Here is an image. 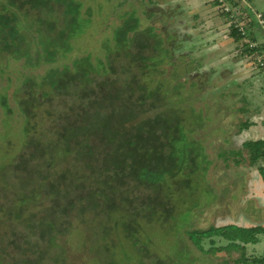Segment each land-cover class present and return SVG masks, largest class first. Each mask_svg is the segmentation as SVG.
<instances>
[{
    "label": "trees",
    "instance_id": "1",
    "mask_svg": "<svg viewBox=\"0 0 264 264\" xmlns=\"http://www.w3.org/2000/svg\"><path fill=\"white\" fill-rule=\"evenodd\" d=\"M252 1L225 0V5L230 8L231 15L241 22V28L246 32L245 37L249 42L255 43L253 32L257 31L259 25L258 21L254 20L255 24L250 22V14L253 16V13L246 6ZM212 2L211 6L216 8V18L223 22L229 20L230 16L221 10V5L217 1ZM80 6L76 0H6L0 3L2 25L0 27L6 29L8 25H13V28L19 25L10 36V43L6 45L3 43L1 49L9 48L13 57L10 56L22 62L25 69L24 74H21L23 82L15 86V95L10 93L8 97L3 95L1 98L4 117L2 122L16 120L23 138H20L15 153L9 156L8 152L12 149L11 141L8 140L14 131L6 126L1 132L5 134L3 136L5 140L0 149V159H2L1 155L4 158V155L8 154V160H5L4 164H7V168L17 178L15 181L22 184L21 187L30 192L34 191L31 188V185H34L35 192L41 198L52 194L54 206L65 200L64 209L58 211L65 217V230L73 227L71 218L75 209L74 201L84 204L89 202L86 207L91 208L94 213L103 210L107 220L99 224L97 234L104 241L102 245H95L91 249L89 254L94 258L87 263L111 264L115 262V250L124 245L120 239L116 240L118 236L127 238L132 248H139L141 242L136 241L135 238L143 231L141 225L145 226L146 223L159 220L162 215L169 213L167 204L159 201L162 186L169 194L173 186L179 192L182 188L185 190L193 181L188 177V167H184L187 166L186 164L176 165V151L173 145L189 119L187 116L183 118V110L178 106L160 110L161 107L151 108L145 104L144 100L154 90L160 93V88L153 85L157 83L143 81L144 78L147 81L151 80L149 75L147 77V73L152 60L150 55L142 54V50L147 52L148 48L145 37L142 38V45L139 46L138 42L141 41L135 40L137 36L135 31L133 33L121 31L115 36L114 49L108 45L94 49L99 56H95L93 51L87 52V48L75 47V44L80 43L78 39L83 41L91 38L95 33L91 20L83 19L80 15ZM262 17L264 18V15ZM247 21L250 24L247 25ZM135 23L138 24L137 21ZM226 28L228 35L240 49L238 57L253 56L264 48L263 45L250 50L234 25L227 24ZM29 30L39 35L37 50L34 49L36 46L30 49L25 43L24 39ZM134 43L135 46H132ZM127 45L137 51L135 53L128 51L131 55L130 59H119L118 57H123L124 54H118L120 53L118 51H122ZM156 45L158 46V41ZM155 51H158V47ZM172 51L173 47L159 56L168 54L165 59L170 64L168 57L172 58ZM112 53H116L117 56ZM35 54L36 56L33 57ZM118 59L126 60L129 66L133 63L138 72L131 74L128 68L116 70L113 64ZM9 81L11 89L14 88L12 86L15 83ZM146 84L153 86L149 88ZM35 87L40 91L35 90ZM19 92L21 94H18ZM164 94L167 96L164 100L165 104L172 99L167 95L168 93ZM8 99L14 102V108H11ZM194 112L198 114V110H192L195 117ZM15 114L17 117H12ZM99 119L109 132L112 130V137L108 143H101L99 138L97 140V135L91 132L90 136H87L86 131L91 123ZM44 126L48 127L45 129ZM73 132L80 133L71 136ZM143 146L147 150H144ZM87 147L93 149L95 157L89 162L79 164L75 159L76 152L81 151L82 148L86 150ZM154 147L162 150L160 153L168 157L172 165L160 166L159 155L151 154ZM243 150H246L250 156L248 160L250 166H254L260 159L264 161V142L248 143ZM199 152V150L186 152L185 163L190 160L191 153L195 154V162L196 157L201 155ZM241 154V151L231 152L223 161L226 162L233 156L238 158ZM220 156L222 154L215 150L212 156V159H216L213 161V168L221 159ZM151 161L156 168L152 166ZM235 163L237 166L240 165L238 160ZM210 171L209 169L208 172ZM258 172L264 177V167H259ZM53 177L57 178L53 179ZM128 180L153 190L155 197L152 200L131 197L130 194L122 191V188H127ZM180 184H183V187L180 188ZM93 186L96 188L94 189ZM118 197H121V200L118 201ZM166 198L168 202L171 199L169 196ZM80 209L78 207V210ZM121 213H123L122 217ZM120 222L122 230L116 232ZM50 223L48 229H53L55 236L63 233L61 229H56L54 223ZM187 228L189 227H184L181 234L185 232L191 245L188 246L186 238L183 240L186 249L180 254V258L172 257L166 261L159 259L154 264L189 262L187 258L191 256V246L203 255L215 252L216 249L218 251L242 249L247 253L241 255L239 263L264 264V225L249 229L236 226L211 227L205 231H190ZM62 229L64 230L63 227ZM115 233L118 235L113 238L112 235ZM204 242L209 245L208 250L204 249ZM222 243L224 246L216 248V245ZM142 248L144 251L141 252H145L149 251L151 246L146 244ZM100 257H103V261L99 259Z\"/></svg>",
    "mask_w": 264,
    "mask_h": 264
},
{
    "label": "rangeland",
    "instance_id": "2",
    "mask_svg": "<svg viewBox=\"0 0 264 264\" xmlns=\"http://www.w3.org/2000/svg\"><path fill=\"white\" fill-rule=\"evenodd\" d=\"M76 1L81 5L80 15L83 19L91 20V26L93 25L95 33L91 38L83 41L78 39L80 43L75 44V47L78 49L87 48V52L93 51L95 56H99V53L94 49L103 45H108L114 49L115 36L121 31L130 33L135 31L137 33L135 40L137 42L141 41L138 42L139 46L142 45V38L145 37L148 48L147 52L142 50V54L150 55L152 60L148 66L149 74L147 73V77L149 75L151 80L147 81L144 78L143 81L152 82V84L157 83L158 85H153L161 89H159L160 93H156V90H154L146 97L145 104L151 108L152 106L158 109L161 107L160 110L169 109L174 105L178 106L183 110V118L185 119L187 116L189 119L186 122V127L181 129L180 136L177 141H174L173 145L176 151V165L186 164L187 166L184 167H188V172L186 171L188 177H191L193 181L185 190L182 188L179 192L173 186L169 194L168 190L162 186L163 190L159 201L160 203H166V208L170 211L167 215L158 218L159 220L146 223L145 226L141 225L143 231L135 238L136 241L141 242V246H139L141 249L132 248L128 242L129 240L121 235L116 238L117 233L112 235L116 240L120 239L122 245L123 243L124 245L115 250V262L111 264H154L159 259L166 261V259H172V257L180 258V254L186 249L185 244L182 243L186 238L185 232L181 234L184 227H189L187 229H190V231H205L211 227L236 226L249 229L263 226L264 177L259 174L258 168L264 167V161L260 159L254 166H250L248 162L250 156L246 150H243V145L254 143V140L251 139L254 138V134L251 133V130L241 135L238 132H242L240 129L246 125L247 119H243V117H246L244 114L256 108H260V110L262 108L261 105L264 103V78L256 84L257 89L251 88L246 92L247 103H242L240 102L239 90L231 86L227 87V81L219 80L218 76L211 71L214 69L210 65L213 54L210 53V47L207 50V46L205 47L203 43L208 40L203 35L205 29L200 28L199 25L191 28L192 25L194 26L190 18L192 14H194L193 20L195 22L197 20L201 21L199 19L201 16L199 17L197 12L201 10L199 8L200 3H197L199 1L194 2L195 5H198L194 9L187 5L184 7L183 11L186 12L183 17L185 16V20L190 18V23L184 21L179 26L174 24L177 18L173 19L181 12L176 10V7L179 3L189 2L190 0ZM212 1L215 0H210V2ZM253 1L256 5L254 11H264V0ZM1 2H6V0H0ZM258 13H253L255 21H258L256 18ZM260 21L264 24L262 19ZM237 23L240 27L241 22ZM60 24L62 25V23ZM248 24L250 22L247 21ZM263 24L257 28L258 33L253 32L254 36L260 37V39L256 38L255 43L251 42L257 47L264 45ZM0 26L2 25L0 24ZM12 26L8 25L6 29L0 27V149L5 140L3 138L5 134L1 132L5 130L6 126H9L14 131L8 140L11 141L12 149L8 152L9 156L15 153L18 142L23 136L16 120L10 119L8 122H2L4 117L1 110V98L3 95L8 97L10 93L14 94L15 86L23 82L21 74L25 72L22 62L12 58L13 55L10 54L11 50L9 48L1 49V45L10 43V36L17 30L19 25H16L15 29ZM204 27L206 29L209 27L207 22L204 23ZM59 29L57 28V30ZM87 30L89 32V27ZM240 32L243 35L242 41L248 44L249 41L245 37L246 32ZM38 36V33L33 30H29L25 36V43L30 49L35 46V50L39 49ZM226 36L220 34V42L226 43V41H229ZM51 37L52 35H50ZM132 38L133 36L130 40ZM157 41L158 46L156 45ZM220 42L217 43L220 44ZM129 46H124L122 51H118L120 52L118 54H124L125 56L118 57L119 59H130L131 55L128 51H133V53L137 51V49H131ZM132 46H135V43ZM155 46L158 47L157 52L155 51L156 48L154 49ZM172 47L173 56L172 58L168 57L170 62L168 64L165 59L168 54L165 56H159V54L167 53ZM237 48L236 45H230V50L233 52ZM241 53L243 52L241 51ZM112 54L117 56L116 53ZM222 54L226 56L223 51ZM259 54L264 55V48L253 56L241 58L238 57V53H235L232 57H228L250 62L251 60L255 61ZM35 56L36 54L33 57ZM119 59L113 64L117 68L116 70L128 68L131 74L138 72L133 63L129 66V62L126 60L120 61ZM251 62L247 64L254 67ZM256 68V72L260 75L264 73V68ZM97 78L101 79L102 77ZM241 78V74L237 75L235 77L236 82H233V84L238 83ZM9 80L15 83L12 89ZM153 85L146 84L149 88ZM35 90L40 91L37 87H35ZM164 93H168L167 95L172 99H169L165 104L164 100L167 96ZM18 94H21V92ZM160 101L163 102L160 103ZM8 103L11 108H14V102L8 99ZM173 109L175 110L176 107ZM192 110H198V114L194 112L195 117ZM12 117L17 116L15 114ZM103 125L105 124L101 119L92 122L86 131L87 136L89 137L91 132L95 136L97 135V140L100 139L101 143H108L112 137V130L109 132L106 126ZM47 127L44 126L45 129ZM78 133L80 132H73L71 136ZM194 136H197V138H194ZM143 147L144 150H147L145 146ZM197 150L200 151L201 155L196 157V161L194 162L195 154L191 153L190 160L185 163L186 157L184 154ZM215 150H218L222 156L213 168V161L216 159H212V156L215 154ZM238 151L242 152L240 157L233 156L229 157L226 162L223 161L231 152ZM160 152L162 150L155 147L151 150V154L154 156L159 155L160 166L172 165L169 158L164 157ZM8 154L7 156L4 155V158L1 155L2 159H0V264H88L87 262L92 261L94 257L89 252L92 251L91 249L95 245H102L104 241L97 234L99 224L107 220L106 214H103L104 211L98 210L94 213L91 208L86 207L89 202L84 204L80 201H74L75 209L72 212L73 218H71L73 227L65 230V217L58 213V211L64 209L65 200L54 206L52 194L49 197L41 198L35 192L34 185H31L34 191L30 192L21 187L22 184L15 181L17 178L12 175L13 173L7 168V164H4V161L8 160ZM94 157L93 149L87 147L86 150L84 148L79 152L77 150L75 159L79 164H83L82 162H89ZM236 160L239 161V166L235 163ZM151 164L156 168L153 161H151ZM209 169L210 172H208ZM55 178L57 177H53V179ZM182 185L180 184L179 187H183ZM175 187L177 186L175 185ZM93 188L95 189L96 186H93ZM122 191L130 194L131 197L148 198L150 200L155 197L153 190L145 185L139 186L129 180L127 188H122ZM168 196L171 197L169 202L166 198ZM117 200H121V197H118ZM103 202L101 204L104 206ZM151 205L154 204L151 203ZM78 207L81 209L78 210ZM122 211L124 212L123 209ZM164 211L166 210L164 209ZM122 216L123 213H121ZM50 222L54 223L56 229H61L63 233L55 236L53 229H48L49 224L51 225ZM119 230H122L121 222L117 226L116 232ZM50 232L52 234H49ZM146 244H150L151 248L149 251L141 252L144 251L142 247ZM190 245V242H188V246ZM203 246L205 250H208L209 245L207 242H204ZM219 246H224V244H218L216 248H219ZM190 250L192 252L191 256L187 258L189 262L184 264H243L239 263L241 255L247 253L242 249L240 251H218L216 249L215 252L203 255L192 249V246ZM99 259L103 261V257Z\"/></svg>",
    "mask_w": 264,
    "mask_h": 264
},
{
    "label": "crops",
    "instance_id": "3",
    "mask_svg": "<svg viewBox=\"0 0 264 264\" xmlns=\"http://www.w3.org/2000/svg\"><path fill=\"white\" fill-rule=\"evenodd\" d=\"M195 1H199L197 3H200V9L198 12V16L201 18V21H194V14H192L190 16V18L192 19L194 26L192 25L191 28H195L197 25H199V27H203L205 29V33L203 34L208 40L206 42H203L205 44V47L208 48L210 47V53L213 54V56H211L212 61L210 62V65L214 68L211 71L214 72L217 76L219 80H226L227 81V87H233L237 90H239V93L241 95V99L240 102L242 103H247L246 102V92L251 89V88H256V84L259 82L260 79L264 78V73L263 74H259L258 72H256L257 70V66L255 65L254 61H250L251 63H253V66H250L247 63L250 62H244L243 60H238V59H232L229 58L228 56L232 57L233 54L240 52V49L237 48V50L235 52L230 50V45L233 44V46H235V42L232 40L233 38H231L228 35V30L226 28V25L229 23L228 20H225V22H223L222 20L217 19V13H216V8L211 6L210 0H190L189 2H185V3H179L178 6L176 7V10H180V15H177V17H173V19L177 20L174 22L175 25L179 26L180 24H182L184 21L189 22V19L185 20V16L183 17V14L185 15L186 11H183L184 7L190 6L192 7V9L195 8ZM249 9H251L252 13H258L264 15V11H254L255 10V1H252L251 4L246 5ZM165 16V15H163ZM166 17V16H165ZM169 18V17H168ZM254 18L253 16L250 14V22L252 24H255ZM207 22L209 27L206 29L204 27V23ZM190 23V22H189ZM259 25V24H258ZM255 32H259L256 31ZM220 34H225L226 39L229 41L225 42H220L219 37ZM218 38V39H217ZM258 38L260 39V37H256L255 39ZM192 40V39H190ZM217 42H220V44H218ZM224 43V44H223ZM177 47H179L178 45H176ZM237 46V45H236ZM229 47V48H228ZM222 51L225 53L223 56ZM232 53V54H231ZM214 54H218V55H214ZM209 56V55H208ZM246 63V65H245ZM241 74V79L238 81V83L233 84V82H236L235 77L237 75ZM262 85V84H261ZM257 89V88H256ZM262 91V90H261ZM260 91V92H261ZM263 94L261 93V96ZM262 108L260 110V108H256L254 110H251L250 112L244 114L246 115V117H243V119H247L246 121V125L241 128L240 130H242V132H238L240 133V135L242 133H246L248 130H251V133L254 134V138H251L254 140V142H258V141H262L264 142V103L261 105ZM260 110V111H259ZM263 112V113H261ZM237 134V133H236ZM258 135V136H256ZM238 136V135H237ZM255 142V143H256ZM248 144V143H246ZM244 144L243 147L246 145Z\"/></svg>",
    "mask_w": 264,
    "mask_h": 264
},
{
    "label": "built area",
    "instance_id": "4",
    "mask_svg": "<svg viewBox=\"0 0 264 264\" xmlns=\"http://www.w3.org/2000/svg\"><path fill=\"white\" fill-rule=\"evenodd\" d=\"M215 1H217L221 6H220V8H221V10L224 12V13H226V14H228L229 16H230V18H229V20H228V26L231 24V25H234V28L242 35V33L240 32V31H242V32H245V31H243L242 30V28H241V25H240V27H239V23H237V22H239L238 21V19H236V18H234V16L233 15H231V10H230V8L228 7V6H226L225 5V0H215ZM224 4V5H223ZM256 18H257V20H258V24L261 26L262 24H263V22L262 21H260V19H262L263 21H264V19L262 18V15L261 14H256ZM264 25V24H263ZM243 36V35H242ZM249 41V40H248ZM247 46H248V48L250 49V50H253L254 48H256L257 46L255 45V44H252L251 42H249L248 44H247ZM251 61H254V60H251ZM254 63H255V65L259 68V69H263L264 68V55H258L257 56V58L255 59V61H254Z\"/></svg>",
    "mask_w": 264,
    "mask_h": 264
},
{
    "label": "clouds",
    "instance_id": "5",
    "mask_svg": "<svg viewBox=\"0 0 264 264\" xmlns=\"http://www.w3.org/2000/svg\"><path fill=\"white\" fill-rule=\"evenodd\" d=\"M262 15V14H261ZM263 16V15H262ZM263 18V17H262Z\"/></svg>",
    "mask_w": 264,
    "mask_h": 264
}]
</instances>
